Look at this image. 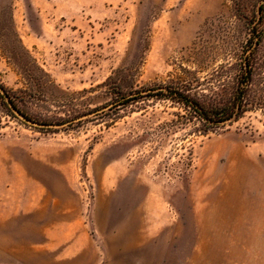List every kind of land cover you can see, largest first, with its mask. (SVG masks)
Here are the masks:
<instances>
[{
  "label": "rangeland",
  "instance_id": "rangeland-1",
  "mask_svg": "<svg viewBox=\"0 0 264 264\" xmlns=\"http://www.w3.org/2000/svg\"><path fill=\"white\" fill-rule=\"evenodd\" d=\"M26 1L0 0V85L19 98L25 119L63 127H27L5 102L0 161L25 162L26 149H77L90 264H264V109L206 135L169 101L109 111L122 95L183 80L187 70L202 81L253 33L264 59V0H72L74 16L48 27L30 6L22 9L28 24L14 19ZM123 166L128 179L151 181L171 222L143 248L108 251L94 229L95 178L115 185ZM3 224L0 264L69 261L65 244L44 248L59 235L39 233L36 212L6 224L13 232Z\"/></svg>",
  "mask_w": 264,
  "mask_h": 264
},
{
  "label": "crops",
  "instance_id": "crops-1",
  "mask_svg": "<svg viewBox=\"0 0 264 264\" xmlns=\"http://www.w3.org/2000/svg\"><path fill=\"white\" fill-rule=\"evenodd\" d=\"M72 3V0H27L17 4L14 19L20 25L28 24L22 9L30 6L41 25L48 27L63 18L71 19L76 8ZM26 150L25 162L16 166L0 161V222L5 223L6 233L14 230L6 225L11 220L36 212L39 233L59 235L44 240V248L55 250L65 244L63 248L68 251L65 258L69 260L65 263L90 264L89 251L93 245L89 234L93 226L86 222L87 190L78 176L77 149ZM121 170L122 176L113 180L115 185H109L108 178H95L94 229L101 249L108 251L143 248L140 243H151V236L171 222L165 200L153 192L151 181L142 179V183H136L126 177L125 166Z\"/></svg>",
  "mask_w": 264,
  "mask_h": 264
},
{
  "label": "trees",
  "instance_id": "trees-1",
  "mask_svg": "<svg viewBox=\"0 0 264 264\" xmlns=\"http://www.w3.org/2000/svg\"><path fill=\"white\" fill-rule=\"evenodd\" d=\"M261 43L262 37L253 33V38L237 45L233 51L235 54L210 67L202 81L194 77L195 72L187 70V77L183 80L177 79L156 89L122 95L109 111H118L144 100L169 101L184 110L190 121L196 119L201 124L197 130L201 135L238 121L247 112L264 109V96H257L253 85L254 75H261L264 67V59L257 54ZM22 49L23 54L29 57V53ZM203 64L209 67L206 62ZM13 94L0 85V108L4 110L6 103H10L24 115L17 107L19 98Z\"/></svg>",
  "mask_w": 264,
  "mask_h": 264
},
{
  "label": "water",
  "instance_id": "water-1",
  "mask_svg": "<svg viewBox=\"0 0 264 264\" xmlns=\"http://www.w3.org/2000/svg\"><path fill=\"white\" fill-rule=\"evenodd\" d=\"M9 109L12 112V114L25 126L34 128V129H39V130H54V129H60L63 126L60 125H43V124H38L34 123L32 121H29L25 119L16 109L13 108V106L8 103Z\"/></svg>",
  "mask_w": 264,
  "mask_h": 264
}]
</instances>
